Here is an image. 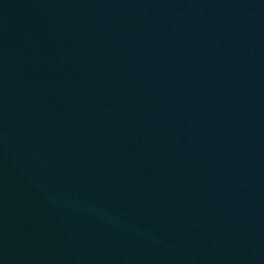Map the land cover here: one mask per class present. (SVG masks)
Segmentation results:
<instances>
[{"label": "water", "instance_id": "obj_1", "mask_svg": "<svg viewBox=\"0 0 264 264\" xmlns=\"http://www.w3.org/2000/svg\"><path fill=\"white\" fill-rule=\"evenodd\" d=\"M0 264H264V0H0Z\"/></svg>", "mask_w": 264, "mask_h": 264}]
</instances>
